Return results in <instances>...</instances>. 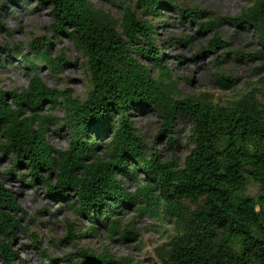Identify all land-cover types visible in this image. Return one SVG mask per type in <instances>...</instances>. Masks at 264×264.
<instances>
[{"label":"trees","instance_id":"obj_1","mask_svg":"<svg viewBox=\"0 0 264 264\" xmlns=\"http://www.w3.org/2000/svg\"><path fill=\"white\" fill-rule=\"evenodd\" d=\"M31 1L48 8L54 35L66 37L85 57L89 89L84 99H78L69 89L59 91L43 83L38 65L55 74L67 64L63 49L52 57L48 41L43 50L32 49V58L13 53L33 72L19 94L0 91V151L12 158L15 169L24 165L31 183H41L93 224L101 221L106 226L112 216L134 205L139 215L171 225L172 234L149 264H264L261 92L252 89L224 105L204 96L183 95L156 46L154 24L138 18L127 0H119L121 20L95 8L92 0ZM243 1L247 6L238 16L217 21L251 31L260 47L256 56L263 57L264 0ZM168 4L174 5L172 0H138L137 6L153 16ZM174 9L194 23L198 33L213 32L209 50L227 47L216 27L204 22L205 12L177 5ZM4 50L0 67L12 53ZM216 79L223 87H235V80L221 72ZM144 105L157 111L165 133L173 132L180 119L188 123L190 150L182 165L158 153L148 154L147 144L129 119L131 111ZM25 110L33 114L26 115ZM45 110L63 111L71 134L66 149L47 143L48 126L55 119L44 115ZM103 136L107 140L100 148L97 140ZM173 142L169 138V145ZM125 182H133L134 189L126 190ZM249 183L258 186L256 195H247ZM19 213L24 212L12 192L0 184L3 264L22 263L13 246L16 232L25 230ZM117 223V219L112 221V230ZM68 226L72 233L73 226ZM129 229L127 233L133 234ZM88 257L117 264L106 251L95 258L88 253Z\"/></svg>","mask_w":264,"mask_h":264},{"label":"rangeland","instance_id":"obj_2","mask_svg":"<svg viewBox=\"0 0 264 264\" xmlns=\"http://www.w3.org/2000/svg\"><path fill=\"white\" fill-rule=\"evenodd\" d=\"M141 20H150L154 24L156 46L170 73L176 79L178 89L185 96H204L215 104L224 105L239 98L252 89L261 92L259 100L264 106V55L256 56L259 44L251 31L239 28L225 20L236 17L247 4L243 0H172L174 5L189 10L205 12L204 22L216 27V32L227 45L209 50L213 32L198 33L197 26L188 19H182L174 5L160 6L156 15L143 14L138 0H127ZM167 3L169 0H161ZM95 8L108 12L114 19L121 20L122 9L119 0H92ZM51 18L48 8L37 5L31 0H0V91L20 93L28 86L33 72L26 70L22 61L13 53L21 52L24 57H33V48L44 49V43L50 42L49 51L57 57L63 49L67 64L57 73H51L44 65L36 70L43 83L48 87L64 91L71 90L72 95L84 99L89 89L84 64L85 57L78 53L71 42L63 36L56 37L51 30ZM6 31L10 33L7 35ZM145 65L148 62L141 61ZM217 62H220L217 65ZM42 63V61L40 62ZM218 72L235 80V87H223L216 79ZM155 75L156 71L152 69ZM26 115L33 114L25 110ZM54 117L48 126L47 143L55 149L68 147L71 137L64 124L62 110L43 112ZM157 111L144 105L140 110L131 111L129 119L138 128L139 135L148 146V154H159L164 160H177L182 165L189 153V125L180 119L173 132H163L162 121ZM169 138L174 142L169 145ZM107 140L100 137V145ZM1 142V139H0ZM10 156L0 151V184L10 190L24 213H19L20 225L25 230L16 232L13 246L22 263L20 264H103L89 260L88 253L94 258L106 251L117 264H149L157 258V252L172 234V226L158 222L150 217L139 215L132 205L123 208L118 215L112 216L106 226L101 221L93 224L90 220L75 213L63 200L51 195L39 182L31 183V176L24 165L14 167ZM53 181V176L51 177ZM126 190H133V182H125ZM258 186L250 184L247 195L258 192ZM69 202L72 201L68 197ZM117 219L116 230H112V221ZM72 225L69 233L68 225ZM130 228L131 233H127ZM68 242L67 238L71 237ZM34 238L38 243L34 245ZM65 240V241H63ZM90 256V255H89ZM0 264H3L0 258Z\"/></svg>","mask_w":264,"mask_h":264}]
</instances>
